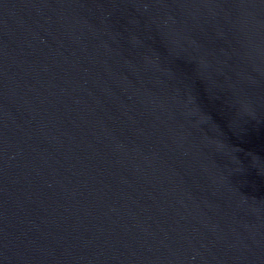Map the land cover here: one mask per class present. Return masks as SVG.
<instances>
[{
	"label": "water",
	"instance_id": "water-1",
	"mask_svg": "<svg viewBox=\"0 0 264 264\" xmlns=\"http://www.w3.org/2000/svg\"><path fill=\"white\" fill-rule=\"evenodd\" d=\"M0 264H264V0H0Z\"/></svg>",
	"mask_w": 264,
	"mask_h": 264
}]
</instances>
